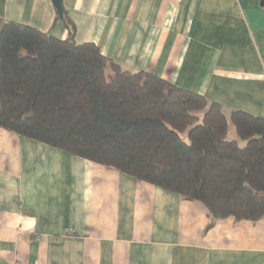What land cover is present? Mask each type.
Returning a JSON list of instances; mask_svg holds the SVG:
<instances>
[{
    "label": "crops",
    "instance_id": "crops-1",
    "mask_svg": "<svg viewBox=\"0 0 264 264\" xmlns=\"http://www.w3.org/2000/svg\"><path fill=\"white\" fill-rule=\"evenodd\" d=\"M62 3L77 42L123 68L264 116V0ZM6 20L68 34L53 0H0ZM0 264H264V216L213 221L200 201L0 127Z\"/></svg>",
    "mask_w": 264,
    "mask_h": 264
},
{
    "label": "trees",
    "instance_id": "trees-1",
    "mask_svg": "<svg viewBox=\"0 0 264 264\" xmlns=\"http://www.w3.org/2000/svg\"><path fill=\"white\" fill-rule=\"evenodd\" d=\"M57 19L65 38L3 23L1 128L200 201L213 221L264 216V116L125 69L77 42L64 7Z\"/></svg>",
    "mask_w": 264,
    "mask_h": 264
},
{
    "label": "water",
    "instance_id": "water-1",
    "mask_svg": "<svg viewBox=\"0 0 264 264\" xmlns=\"http://www.w3.org/2000/svg\"><path fill=\"white\" fill-rule=\"evenodd\" d=\"M57 12L62 16L63 15V3L62 0H53Z\"/></svg>",
    "mask_w": 264,
    "mask_h": 264
},
{
    "label": "rangeland",
    "instance_id": "rangeland-1",
    "mask_svg": "<svg viewBox=\"0 0 264 264\" xmlns=\"http://www.w3.org/2000/svg\"><path fill=\"white\" fill-rule=\"evenodd\" d=\"M75 39H76V35H75ZM236 137V135H234Z\"/></svg>",
    "mask_w": 264,
    "mask_h": 264
}]
</instances>
